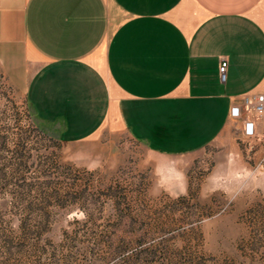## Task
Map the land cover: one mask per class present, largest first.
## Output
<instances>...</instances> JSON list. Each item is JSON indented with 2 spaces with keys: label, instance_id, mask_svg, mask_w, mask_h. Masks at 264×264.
Returning <instances> with one entry per match:
<instances>
[{
  "label": "crops",
  "instance_id": "crops-1",
  "mask_svg": "<svg viewBox=\"0 0 264 264\" xmlns=\"http://www.w3.org/2000/svg\"><path fill=\"white\" fill-rule=\"evenodd\" d=\"M0 69L62 141L193 152L261 125L264 0H0Z\"/></svg>",
  "mask_w": 264,
  "mask_h": 264
},
{
  "label": "rangeland",
  "instance_id": "rangeland-1",
  "mask_svg": "<svg viewBox=\"0 0 264 264\" xmlns=\"http://www.w3.org/2000/svg\"><path fill=\"white\" fill-rule=\"evenodd\" d=\"M193 152L66 142L0 69V264H264V112Z\"/></svg>",
  "mask_w": 264,
  "mask_h": 264
},
{
  "label": "built area",
  "instance_id": "built-area-1",
  "mask_svg": "<svg viewBox=\"0 0 264 264\" xmlns=\"http://www.w3.org/2000/svg\"><path fill=\"white\" fill-rule=\"evenodd\" d=\"M227 60H221L219 64V72L220 77L222 79L225 78V70H226ZM248 105L251 106L256 114H262L264 112V94H258L255 96L253 101H247ZM231 113L236 115L238 113V106H233L231 109ZM254 132L252 121H246L245 123V133L252 134Z\"/></svg>",
  "mask_w": 264,
  "mask_h": 264
}]
</instances>
